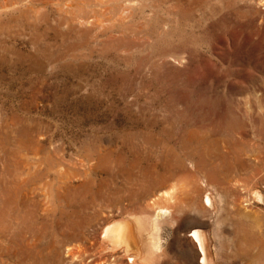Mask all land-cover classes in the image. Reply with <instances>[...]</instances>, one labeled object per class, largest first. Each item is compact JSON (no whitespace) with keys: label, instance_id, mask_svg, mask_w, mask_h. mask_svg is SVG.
Segmentation results:
<instances>
[{"label":"rangeland","instance_id":"374dc122","mask_svg":"<svg viewBox=\"0 0 264 264\" xmlns=\"http://www.w3.org/2000/svg\"><path fill=\"white\" fill-rule=\"evenodd\" d=\"M0 264H264V0H0Z\"/></svg>","mask_w":264,"mask_h":264},{"label":"bare ground","instance_id":"6f19581e","mask_svg":"<svg viewBox=\"0 0 264 264\" xmlns=\"http://www.w3.org/2000/svg\"><path fill=\"white\" fill-rule=\"evenodd\" d=\"M210 199V198H209ZM208 200V198H207ZM209 202V200H208ZM211 202V201H210ZM210 205V204H209ZM139 220V219H138ZM143 220V219H142ZM140 221V220H139ZM154 221V220H153ZM158 221V219L156 220ZM124 222V221H123ZM127 222V221H126ZM125 223V222H124ZM121 222H118L116 224H114L111 227H108L105 231V234L108 236V238L110 239V241H112L115 244H124L127 247H130L132 245V238H131V230L129 228V225L124 224ZM138 223H142V222H138ZM157 223V222H156ZM155 223V224H156ZM154 224V225H155ZM158 224V223H157ZM138 225V224H137ZM140 225V224H139ZM138 225V226H139ZM143 224H141L140 226H142ZM154 228H157L156 226ZM140 231L144 230V227H139ZM158 229V228H157ZM106 236V237H107ZM193 236L195 238H197V241H199L200 246H201V250L203 253V260L206 257V252H207V242L205 240V238L203 237L202 234H200L199 232H194ZM108 239V240H109ZM113 243H111L113 245ZM159 244V243H158ZM116 246V245H115ZM151 247L152 248H156L157 243L156 241L152 240L151 242ZM159 248V247H158ZM153 250V249H152ZM157 250V249H156ZM150 252V251H149ZM146 256V255H145ZM146 262V261H145Z\"/></svg>","mask_w":264,"mask_h":264}]
</instances>
